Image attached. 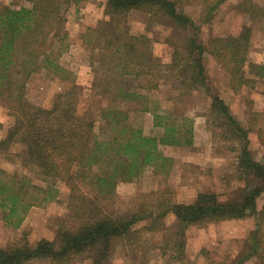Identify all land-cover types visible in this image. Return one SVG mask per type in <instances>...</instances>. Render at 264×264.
Here are the masks:
<instances>
[{
    "label": "trees",
    "instance_id": "obj_1",
    "mask_svg": "<svg viewBox=\"0 0 264 264\" xmlns=\"http://www.w3.org/2000/svg\"><path fill=\"white\" fill-rule=\"evenodd\" d=\"M84 1L87 0H25L31 7L19 9L0 5V100L13 120L0 141V156L6 157L12 147L21 146L23 152L17 155L21 166L34 171L39 181L36 184L27 176L0 171V215L7 226L19 229L31 208L57 200V183L69 189L68 214L55 239H42L35 246L24 242L0 248V264H74L79 257H86L91 264H109L117 248L130 243L139 231L136 226L147 219L149 224L144 229L162 228L167 232L166 247L172 253L174 250L181 261L187 228L263 218L257 199L264 194V165L253 159L248 131L232 116L225 101L213 93L209 104L212 121L225 140L240 144L237 172L246 182L240 199L225 202L215 194H200L192 204H163L158 214L138 211L128 217L116 216L110 209L108 202L118 184L137 179L147 167L165 169L170 159L162 148L194 144V119L175 116L174 111L162 108L153 97L155 92L169 85L181 99L199 87L209 92L206 55L226 69L234 92L255 87L258 80L264 83V64L248 62L250 27L238 36L215 38L208 46L199 38L200 27L179 12L173 0H106L108 19L87 28L81 36L83 46L92 53L93 73L90 87L81 88L61 59L70 49L63 13ZM218 5L209 8L210 19ZM238 7L249 22L264 15L252 0ZM131 12L147 14L149 26L184 34L192 31L194 36L186 38L182 49L173 50L169 62H162L153 52L152 39L130 32L127 16ZM247 67L256 70L251 80L246 76ZM42 72L52 82L63 84L49 106L34 104L27 97L30 80ZM92 99L100 102L95 110L86 104ZM83 102L86 107L80 112ZM143 114L153 116V127L160 130L159 135H146L132 124V116ZM98 123L107 133L104 138L96 132ZM169 218L173 219L170 227L164 223ZM262 223L250 235L246 250V257L257 256L254 264H264ZM208 264L232 263L225 258Z\"/></svg>",
    "mask_w": 264,
    "mask_h": 264
},
{
    "label": "rangeland",
    "instance_id": "obj_2",
    "mask_svg": "<svg viewBox=\"0 0 264 264\" xmlns=\"http://www.w3.org/2000/svg\"><path fill=\"white\" fill-rule=\"evenodd\" d=\"M173 1L178 4L179 12L200 27L199 38L208 46L215 38L237 36L242 28L250 27L252 52L249 63L264 64V15L249 22L247 16L238 10V6L245 0H221L219 3L218 0ZM252 1L264 10V0ZM105 3L106 0H87L77 6H69L63 13L64 31L70 49L62 57L61 64L74 73L76 84L81 88H89L93 80L90 68L92 53L83 46L81 36L87 28H94L99 22L108 19L105 15ZM215 4H219V8L210 19L208 10ZM0 5L10 6L12 9L31 7L25 0H0ZM148 20V15L142 12H131L127 16L130 32L152 39L155 42L153 52L162 62H169L173 50L182 49L186 38L194 36L192 31L184 34L157 25L149 26ZM206 68L209 92L199 87L191 96L181 99L169 85L162 86L154 93L153 97L160 101L162 108L174 111L175 116L185 115L194 119V144L192 147L162 148L164 156L170 159L165 169L161 166L147 167L137 179L118 184L115 195L108 202L116 216L128 217L138 211H153L158 214L159 207L163 204H192L200 194H215L225 202L240 199L242 188L246 185L237 172L240 144L225 140L221 129L212 121L209 113L212 93L225 101L232 116L248 131V148L253 159L264 165V83L257 81L255 87L248 86L234 92L227 79L228 72L215 58L207 57ZM255 71L254 67H247V78L253 79ZM62 89V83L52 82L49 75L42 72L30 80L27 97L34 104L49 106ZM86 104L93 105L95 110L100 102L92 99ZM86 104L83 102L80 105V112H83ZM8 114L6 104L0 100V141L5 138L13 124ZM94 116H97L96 113ZM131 121L134 126L142 128L146 135L160 134V130L153 127V116L150 114L134 115ZM96 132L99 135L101 133L103 138L107 135L101 131L99 123ZM22 152L21 146H14L6 157L0 156V171L27 176L39 184L34 171L21 166L17 155ZM56 187L59 190L57 200L31 208L19 229L7 226L0 215V248L24 242L35 246L42 239H55L60 224L68 214L69 195V189L64 184L57 183ZM257 208L264 212V194L257 199ZM263 218L250 217L187 228L184 231L185 251L181 261H178L179 256L174 250L172 253L166 247L167 232L162 228L152 231L144 229L149 224L147 219L136 226L139 231L130 243H122L117 248L109 264H208L225 258L232 264H237L242 259L239 264H254L257 256L246 257V250L248 242L251 241L250 235L259 222L262 223ZM172 220L169 218L164 223L170 227ZM261 230L264 246V220ZM32 264L49 263L39 261ZM74 264L91 262L86 257H79Z\"/></svg>",
    "mask_w": 264,
    "mask_h": 264
},
{
    "label": "crops",
    "instance_id": "obj_3",
    "mask_svg": "<svg viewBox=\"0 0 264 264\" xmlns=\"http://www.w3.org/2000/svg\"><path fill=\"white\" fill-rule=\"evenodd\" d=\"M244 30V28H242V30H241V32ZM240 32V33H241ZM239 35V34H238ZM237 35V36H238ZM251 50V49H250ZM252 51H250V53H251ZM249 53V57H248V62H250V57H251V54ZM208 56H210V55H208ZM208 56H206V59H207V57ZM211 57V56H210ZM206 59H205V67H206ZM249 64H251V63H249ZM206 70H207V68H206ZM227 79H228V82H229V80H230V78H229V75H227ZM259 82L261 81V80H258ZM262 83H263V81H261ZM194 133H195V131H194Z\"/></svg>",
    "mask_w": 264,
    "mask_h": 264
}]
</instances>
